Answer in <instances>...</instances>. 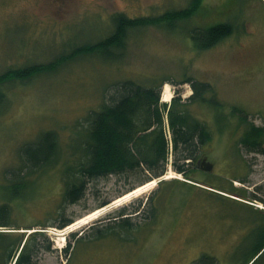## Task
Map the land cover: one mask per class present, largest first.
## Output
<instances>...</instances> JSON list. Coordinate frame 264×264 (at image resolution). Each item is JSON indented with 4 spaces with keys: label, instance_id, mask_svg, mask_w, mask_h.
I'll list each match as a JSON object with an SVG mask.
<instances>
[{
    "label": "rangeland",
    "instance_id": "1",
    "mask_svg": "<svg viewBox=\"0 0 264 264\" xmlns=\"http://www.w3.org/2000/svg\"><path fill=\"white\" fill-rule=\"evenodd\" d=\"M204 1L207 12L198 9L172 28L131 30L116 59L79 56L52 73L1 87L6 102L0 104V185L6 170L19 166L23 144L44 131L58 134L63 155L58 166L32 178L38 191L25 199L24 208L12 202L17 222L44 221L57 207L69 142L72 138L71 149L79 143V123L100 109L118 82L132 80L148 88L162 85V93L169 85L173 97L185 99L193 91L180 82L193 77L214 87L228 114L238 106L250 121L264 127V0ZM190 4L191 0H0V74L49 62L103 38L112 31L111 17L116 13L130 18L156 16ZM219 22L235 25L234 33L211 49L197 50L192 31ZM192 109L214 132L212 171L197 173L191 181L169 167L167 174L176 177L167 180L164 175L154 188L120 204L116 197L129 182L95 181L86 200L68 208L74 223L63 230L49 229L57 250L45 254L42 264H66L62 249L72 241L69 235L84 233L87 241L90 226L105 225L108 216L113 219L124 206L138 227L121 237L84 241L70 264H198L204 254L215 257L218 264H246L264 224V153H248L237 145L244 131V126L235 128L237 118L220 132L208 108L196 104ZM4 195L0 192V203ZM103 200L110 204L97 209ZM138 205L142 212L132 215ZM250 264H264V249Z\"/></svg>",
    "mask_w": 264,
    "mask_h": 264
},
{
    "label": "trees",
    "instance_id": "2",
    "mask_svg": "<svg viewBox=\"0 0 264 264\" xmlns=\"http://www.w3.org/2000/svg\"><path fill=\"white\" fill-rule=\"evenodd\" d=\"M204 3V0H191L186 9L169 10L156 16L130 18L124 13H116L111 17L112 31L103 38L77 46L49 62L33 63L0 74V104L6 102L1 87L7 82H26L41 74L52 73L79 56L116 59L121 54L118 52L126 47L131 30L172 28L177 20L191 18L198 9L207 12ZM234 26L229 22H219L204 31L194 29L191 36L195 48L199 51L213 48L234 33ZM180 84H189L192 94L185 99L177 95L170 103H165L161 101L162 85L148 88L132 80L116 83L107 93V99L100 109L90 111L79 123L82 134L79 143L71 149L72 138L69 142L68 158L65 156L62 162L63 187L57 207L46 214L44 221L40 219L21 224L13 217L12 202L24 208L25 199L38 191L32 178L47 168L58 166L63 156L58 134L52 130L44 131L35 141L23 144L19 150V166L6 170L5 182L0 185V192L5 194L0 203V264H42L41 259L45 254L57 250L54 249L49 229L63 230L74 223L75 219L68 215V208L86 200L90 185L95 181L115 178L116 182H129V186L118 193L117 199L139 186L162 178L169 167L191 181L197 178V173L209 174L213 169L210 147L214 132L206 121L194 114L192 106L196 104L212 112L220 132L226 126L230 128L231 118H237L235 128L244 126L237 145L248 153H264V127L250 121L244 110L232 106L228 114L214 87L208 82L185 77ZM109 204L110 201L103 200L97 209ZM127 210L128 207H121L113 219L108 216L110 220L103 226H90L87 241L84 233H71L69 237L73 242L70 241L62 249L66 264L75 258L77 249L84 241L91 243L109 236L121 237L123 233L135 230L138 226L132 223ZM141 212L142 208L138 205L131 214L139 216ZM152 213L156 215L155 210ZM48 220H52V223ZM259 231L260 242L255 245L246 264H250L264 249V224ZM198 264L218 262L215 257L204 254Z\"/></svg>",
    "mask_w": 264,
    "mask_h": 264
},
{
    "label": "bare ground",
    "instance_id": "3",
    "mask_svg": "<svg viewBox=\"0 0 264 264\" xmlns=\"http://www.w3.org/2000/svg\"><path fill=\"white\" fill-rule=\"evenodd\" d=\"M162 100L164 102H170L171 99L173 98V95H172V92L170 91V88H169V85H165L163 86V93H162ZM166 179L167 180H170V179H173L174 177V173L173 172H170L168 173L167 175H165ZM157 181L154 180V181H151V182H148L142 186H139L137 187L136 189H134L133 191L123 195L122 197L118 198L115 203L116 204H120V203H123L127 200H130L132 198H135V197H138L139 195H141L143 192L147 191V190H150L152 188H154L156 186V183ZM237 185H239L240 183L236 182ZM95 214V213H93Z\"/></svg>",
    "mask_w": 264,
    "mask_h": 264
}]
</instances>
